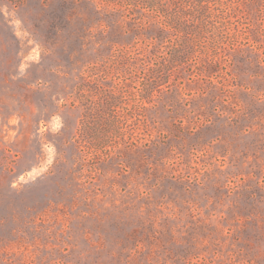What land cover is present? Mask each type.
<instances>
[{
    "label": "rangeland",
    "instance_id": "1",
    "mask_svg": "<svg viewBox=\"0 0 264 264\" xmlns=\"http://www.w3.org/2000/svg\"><path fill=\"white\" fill-rule=\"evenodd\" d=\"M213 3L0 0V264H264V0Z\"/></svg>",
    "mask_w": 264,
    "mask_h": 264
},
{
    "label": "trees",
    "instance_id": "2",
    "mask_svg": "<svg viewBox=\"0 0 264 264\" xmlns=\"http://www.w3.org/2000/svg\"><path fill=\"white\" fill-rule=\"evenodd\" d=\"M190 2V5L187 10H180L174 12L171 16L172 23H175L177 27L186 31L188 33L194 31L212 29L214 34L212 38L216 41L224 38V30L221 29L222 20L216 15L212 10L213 2L215 0H187ZM192 42L190 39L183 45L181 50H176L174 53L170 54L168 63H173L181 57H186L189 54L193 53ZM170 71V70H169ZM113 100L109 101V104H112ZM92 106L88 105V110H92ZM100 153V152H99ZM102 153H106V150H103Z\"/></svg>",
    "mask_w": 264,
    "mask_h": 264
}]
</instances>
